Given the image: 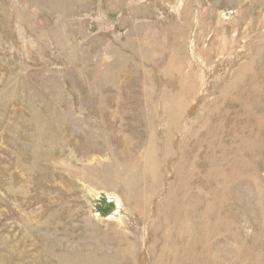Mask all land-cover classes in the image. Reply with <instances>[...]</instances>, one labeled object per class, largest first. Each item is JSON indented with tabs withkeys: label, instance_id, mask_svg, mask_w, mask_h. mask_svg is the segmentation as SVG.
Returning a JSON list of instances; mask_svg holds the SVG:
<instances>
[{
	"label": "rangeland",
	"instance_id": "1",
	"mask_svg": "<svg viewBox=\"0 0 264 264\" xmlns=\"http://www.w3.org/2000/svg\"><path fill=\"white\" fill-rule=\"evenodd\" d=\"M0 264H264V0H0Z\"/></svg>",
	"mask_w": 264,
	"mask_h": 264
}]
</instances>
